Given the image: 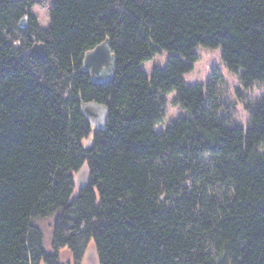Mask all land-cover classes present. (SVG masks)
<instances>
[{
    "label": "trees",
    "instance_id": "16d2710c",
    "mask_svg": "<svg viewBox=\"0 0 264 264\" xmlns=\"http://www.w3.org/2000/svg\"><path fill=\"white\" fill-rule=\"evenodd\" d=\"M105 40L97 83L82 59ZM197 45L264 84V0H0V264H64L63 248L77 264L89 244L97 264H264V94L237 88L233 123L216 69L182 78ZM171 91L182 112L155 131ZM50 216L47 249L34 221Z\"/></svg>",
    "mask_w": 264,
    "mask_h": 264
},
{
    "label": "rangeland",
    "instance_id": "374dc122",
    "mask_svg": "<svg viewBox=\"0 0 264 264\" xmlns=\"http://www.w3.org/2000/svg\"><path fill=\"white\" fill-rule=\"evenodd\" d=\"M194 50L197 54V59L193 62V67L191 70L183 73V80L187 84L205 83L211 77L212 71L216 69V71L219 72L223 78V99H227L230 102H235L232 122L245 127L248 122V114L245 109V103L247 101L246 99H238L236 95V89L240 88L244 95L250 99L253 98L254 100L260 95L264 94V84L254 83L248 88L242 87L239 76L229 71L222 62L220 47L211 48L197 45ZM169 55V51L161 50L151 59L144 61L141 64V68L145 71L146 75L149 76L152 69L161 68L166 65ZM164 96L166 98V113L163 119L155 124V131L164 129L170 122L176 119L180 112H182V109L173 101L175 97L174 91H171ZM53 220L54 216H50L34 221V223L40 227L43 233L44 246L47 249L50 247ZM60 261L64 264H74L71 254L66 248L60 250ZM77 264H97L95 249L92 244L87 246L80 261Z\"/></svg>",
    "mask_w": 264,
    "mask_h": 264
},
{
    "label": "water",
    "instance_id": "95a60500",
    "mask_svg": "<svg viewBox=\"0 0 264 264\" xmlns=\"http://www.w3.org/2000/svg\"><path fill=\"white\" fill-rule=\"evenodd\" d=\"M20 26H25L24 18L20 19ZM31 51L38 57L45 56V44L43 42H34ZM82 66L90 74L92 81L103 83L111 79L114 72V56L111 53L108 42L102 41L92 49L88 50L82 59ZM85 113L96 123L97 120L104 121L106 111L99 105H88Z\"/></svg>",
    "mask_w": 264,
    "mask_h": 264
}]
</instances>
